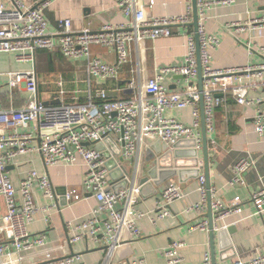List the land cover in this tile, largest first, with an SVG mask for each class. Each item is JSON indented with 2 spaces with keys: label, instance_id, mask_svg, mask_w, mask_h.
Returning a JSON list of instances; mask_svg holds the SVG:
<instances>
[{
  "label": "built area",
  "instance_id": "2783aa9c",
  "mask_svg": "<svg viewBox=\"0 0 264 264\" xmlns=\"http://www.w3.org/2000/svg\"><path fill=\"white\" fill-rule=\"evenodd\" d=\"M236 1L197 0L200 58L195 33L189 32L187 53L182 64L157 66L153 76L129 80L122 90H128L132 95L117 97L108 89L94 88L92 80L118 81L122 67L131 61L132 46L135 45L139 51L144 50L148 40L170 37L174 25H190L194 20L193 0H187L185 13L170 16H148L145 6L138 0H118L119 8L134 17L132 23H104L99 31L83 28L75 32L71 19H66L60 25L59 42L52 37L49 20L45 16L50 0H42L38 4L30 0H0V53L13 55L18 62L29 63L35 62L39 50L59 49L62 55L71 60L85 58L88 72L86 89L67 90L63 79H60L57 81L58 95L46 103L40 97V78L36 68L0 71V90L6 78L10 94L13 95L12 88L16 85H22L29 94L22 106L5 108L0 92V198L4 199L6 205V213L0 219V232L6 237L5 242L0 241V264H27L29 254L48 246L47 234L33 235L29 225L38 214H42L48 223L54 210H60L57 188L46 172L32 167L21 177L19 185L14 184L9 168L16 165L22 156L38 154L47 167H68L79 161L84 162L86 170L82 187L84 192H90L95 197L98 204L90 215L70 220L66 229L71 245L91 240L103 247L106 250L103 264H114V254L121 250L123 243L142 236V220L148 218L157 224L159 220L170 217V205L186 196L181 184L168 181L154 209L145 211L137 207L141 198L143 164L148 161V152L158 142L170 149L182 142L178 147L180 150L194 148L198 152V190L201 199L186 211L205 214L208 190L206 176L201 174L204 164L200 156L203 148L201 98L208 139L216 131V110L225 103L226 95H232L242 106H256L254 129L259 135L264 134V62L225 69L211 65L210 50L219 46L220 40L206 30V11L213 5ZM154 4L155 0H151L150 7ZM252 23L264 24V19L259 18ZM228 27L236 32L244 30V26L237 23H230ZM95 46L112 49L116 53V62L110 63L101 55L94 54ZM260 50L264 53V45ZM199 59L203 75L202 90L198 84ZM176 75L183 77L180 88L170 91L167 82ZM261 90V94L250 95L251 91ZM188 108L192 110L190 123L180 120L175 114L177 110ZM106 137L111 138L118 154L104 141ZM99 144L103 145L102 149L97 148ZM127 161H135L133 174L126 166ZM251 164L248 158L240 159L233 167L230 184H244L243 174ZM125 180L128 181L127 186H124ZM37 186L45 201L36 198ZM73 192V189H68L64 193L67 204L72 200ZM210 193L215 223L230 214L242 212L239 197L226 205L217 197L216 187L211 186ZM252 200L256 213L263 215L264 188L256 191ZM195 229L209 230L207 219L191 227L192 231ZM214 229L221 227L215 224ZM185 245L184 241L177 239L164 247L162 255L166 263H180ZM36 264L89 263L76 253L52 257ZM122 264L148 263L143 258H136ZM202 264H212L209 251ZM234 264H264V253Z\"/></svg>",
  "mask_w": 264,
  "mask_h": 264
},
{
  "label": "crops",
  "instance_id": "0c3cea01",
  "mask_svg": "<svg viewBox=\"0 0 264 264\" xmlns=\"http://www.w3.org/2000/svg\"><path fill=\"white\" fill-rule=\"evenodd\" d=\"M42 0H30L38 4ZM145 6L148 16L181 15L187 9V0H155L150 7L151 0H138ZM45 9V16L49 20V31L57 42L61 37L58 32L61 23L71 19L72 30L81 31L89 28L99 31L104 23L130 24L133 22L132 15L125 14L118 6V0H50ZM206 30L219 38V46L211 49V65L213 68L225 69V67H243L246 64H260L264 62V53L260 47L264 45V24L255 25L253 20L264 19V0H237L232 4L213 5L206 11ZM237 23L244 26L242 32H236L229 28L228 24ZM194 27L174 25L170 37H159L148 40L144 50L131 47V61L122 67L118 81L97 82L92 80L94 88H105L114 96H129L132 93L122 90L128 81L136 78L150 77L154 75L157 66L182 64L184 62L189 32ZM252 50V51H251ZM252 53H251V52ZM93 53L101 55L104 60L115 63L116 53L112 49L93 47ZM49 54V55H48ZM51 56V57H50ZM36 68L39 74V91L41 99L48 103L58 95L57 81L63 79L64 88L84 90L87 87V63L86 59L71 60L62 55L59 49L54 51L39 50L36 53L35 62L21 63L13 55L0 53V71H19ZM181 79L174 77L167 82L170 91L178 90ZM4 80L0 90L2 106L20 107L29 94L22 85L12 88L13 95ZM261 91H251L250 95L261 94ZM256 111L254 105H240L232 95H226L225 103L218 107L215 115L216 131L209 137L210 179L211 186L217 188V197L226 205L235 197L242 200V212L233 213L225 218L214 222L221 229H216L214 238L215 264H234L238 260H248L260 253H264V214L258 215L252 200L253 194L264 188V134L259 135L255 129L253 116ZM176 116L190 123L192 110L190 108L177 110ZM188 151L181 150L179 158L187 162L190 159L186 155ZM202 158V151L200 153ZM248 158L252 161L251 166L244 175V184L231 185L233 167L240 160ZM30 160V162H29ZM126 163V162H125ZM135 161H127L131 174L134 172ZM180 164H182L180 160ZM153 161L143 164L142 176H146L148 169L153 166ZM35 167L40 172H46L57 188L58 203L60 210L52 213L50 222H46L42 214H38L33 223L29 225L31 234L46 233L49 244L44 249L34 251L26 258L27 264H36L52 257L70 255L73 250L82 255L84 261L89 264H103L106 250L95 245L91 240L79 241L72 244L69 241L66 224L70 220L90 215V211L97 206V201L90 192L83 190V176L86 165L79 161L74 165L47 167L38 154L22 156L16 165L9 168L10 178L14 184L19 185L21 177L30 168ZM182 174H175L171 179L145 190L151 194L141 195L137 207L149 211L155 208L160 198V192L169 182H178L186 196L175 200L170 205L172 215L159 220L157 224L150 222L148 218L141 221L142 236L138 239H128L123 243L121 250L114 254V264H122L136 258H143L148 264H167L162 255L164 247L172 241L182 240L185 247L182 250L183 260L178 264H202L205 254L209 251L210 230L195 229L191 227L202 221H208V205L204 215L187 212L186 209L201 199L198 190L199 178L195 167H180ZM204 175V169H201ZM63 188L73 189L72 200L67 204L61 194ZM35 195L40 201L41 190L37 186ZM6 213L4 199L0 198V219ZM226 228H223L225 227ZM231 228L232 231H228ZM224 230V231H223ZM0 241L5 242L6 237L0 232ZM213 264V263H212Z\"/></svg>",
  "mask_w": 264,
  "mask_h": 264
},
{
  "label": "water",
  "instance_id": "95a60500",
  "mask_svg": "<svg viewBox=\"0 0 264 264\" xmlns=\"http://www.w3.org/2000/svg\"><path fill=\"white\" fill-rule=\"evenodd\" d=\"M193 15H194V20L190 23L194 27V33L196 36L197 40V49H198V58H200V51H199V34L197 33V27H198V21H199V15H198V7H197V0H193ZM198 69H199V75H198V84L200 89H203L202 86V80H203V75H202V69L200 65V59H199V64H198ZM176 78L182 79V75H176ZM220 96V94H217ZM201 122H202V140H203V148H202V158L204 161V164L202 168L204 169V175L206 176V188H207V193H208V229L210 230V246H212V263H214L215 259V246H214V238L216 236V229H214V216H213V211L211 207V200L212 196L210 193V188H211V179L209 175L210 171V157H209V140L206 132V122H205V115H204V104L201 98ZM110 137L105 138V142L109 143L110 147L112 150H114L112 142L110 141ZM89 145V143H86ZM183 143H176L172 149L168 148L166 144H161V143H156L153 145L152 151H149L147 154V159L149 162L153 161V166L148 169V173L146 176H143L141 178L140 183L142 184L141 187V194L146 196L147 194H151L155 191L153 188V192L146 193L145 190L148 188V186H153L154 185H159L169 179H171L175 174H182L181 168L180 167H195L197 169V176L200 173V169L197 168L199 158H198V152L192 148V149H187L186 151L187 154L189 155L190 159L187 160V162L181 158H179V155H181V150L178 148L182 145ZM98 149H102L103 145L99 144L97 145ZM115 151V150H114ZM116 154H118L115 151ZM157 157L155 158V156ZM180 160L182 164H180ZM199 177V176H198ZM124 186H127L128 181H124ZM61 194L65 193V189L61 191ZM228 231H232L231 228H228ZM224 231V230H223ZM71 254H76V252L73 250Z\"/></svg>",
  "mask_w": 264,
  "mask_h": 264
},
{
  "label": "rangeland",
  "instance_id": "374dc122",
  "mask_svg": "<svg viewBox=\"0 0 264 264\" xmlns=\"http://www.w3.org/2000/svg\"><path fill=\"white\" fill-rule=\"evenodd\" d=\"M4 80H6V78H4Z\"/></svg>",
  "mask_w": 264,
  "mask_h": 264
},
{
  "label": "trees",
  "instance_id": "16d2710c",
  "mask_svg": "<svg viewBox=\"0 0 264 264\" xmlns=\"http://www.w3.org/2000/svg\"><path fill=\"white\" fill-rule=\"evenodd\" d=\"M44 51H46V50H44ZM49 55V54H48ZM51 57V56H50Z\"/></svg>",
  "mask_w": 264,
  "mask_h": 264
}]
</instances>
